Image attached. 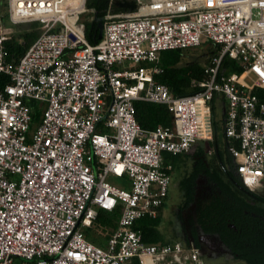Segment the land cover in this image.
I'll list each match as a JSON object with an SVG mask.
<instances>
[{"label":"built area","instance_id":"1","mask_svg":"<svg viewBox=\"0 0 264 264\" xmlns=\"http://www.w3.org/2000/svg\"><path fill=\"white\" fill-rule=\"evenodd\" d=\"M3 3L11 25L38 22L39 35L8 60L14 35L0 24V73L10 79L0 89V264H202L193 246L144 243L135 223L157 218L167 199L164 154L211 142L212 102L222 100L224 136L238 144L228 152L240 184L264 185V102L254 93L264 91V0H109L95 44L86 0ZM203 44L218 52L195 93L155 83L162 52ZM226 59L242 72L228 73ZM28 101L41 110L31 132ZM136 101L164 105L171 125L143 130ZM117 208L105 246L94 245L85 231Z\"/></svg>","mask_w":264,"mask_h":264},{"label":"flooded vegetation","instance_id":"2","mask_svg":"<svg viewBox=\"0 0 264 264\" xmlns=\"http://www.w3.org/2000/svg\"><path fill=\"white\" fill-rule=\"evenodd\" d=\"M200 148L206 149V143ZM213 152L227 162L228 155L221 146ZM207 161L205 152L201 155L195 150L185 155L180 167H170L169 192L176 185L181 198L173 208L175 222L168 225V239L197 248L202 264H264V185L261 190L250 193L231 177L236 184L230 180L227 190L210 179L215 175L216 165L211 177L206 175L211 164ZM193 173L197 175L190 195L183 184ZM173 174L177 175V181Z\"/></svg>","mask_w":264,"mask_h":264},{"label":"trees","instance_id":"3","mask_svg":"<svg viewBox=\"0 0 264 264\" xmlns=\"http://www.w3.org/2000/svg\"><path fill=\"white\" fill-rule=\"evenodd\" d=\"M108 2L109 0H86V8L88 9V12H91V18H89L88 21H86L85 23V38L90 44H95L98 41L97 25L99 22L102 23V16L104 15ZM0 8L1 10L4 8L3 0L1 1ZM3 18L8 19L7 13L4 12ZM38 35L39 31H30L13 36V39L6 44L8 52L7 59L17 61L19 57H21L24 52L28 49V47L33 44ZM203 45H205L204 50H202V52L197 55L189 51V49L162 52L160 54V60L157 64L160 68V73L158 75H155V83L166 85L173 96H184L195 93L196 88L194 84L206 80L207 76L204 72V68L206 65L209 64L211 57L213 55H216L218 52V49L215 48V46H212L211 44H208L207 46L206 44ZM194 49L196 48H192L190 50ZM223 65L228 73L240 74L242 72V69L240 67H238L234 62L228 59L224 61ZM9 83V77L5 74L0 73V89ZM254 93L258 96L261 101L264 102V91L260 89H255ZM27 103L31 109V132L34 130L40 120L41 110L39 109V106L36 102L28 101ZM211 105L212 112L215 118L216 106L213 104V102L211 103ZM134 107L136 122L143 130H153L159 125L170 126L172 123V116L164 105L136 101L134 103ZM208 144H210V142ZM234 145L238 147L236 143ZM198 148V154L202 155L204 152L206 153V149H202L200 148V146H198ZM178 156L179 155H164L163 164H173V162L176 160V158H178ZM217 161L218 160L214 158L213 162H211L210 164V167L206 169V175L210 178V173L214 169L213 167L216 165V169L214 171L215 175L210 179L221 183L223 187L229 190V185H231L229 178H234V163L229 157L227 162L228 175H225L222 170H220L218 164L216 163ZM196 175L197 174L193 173L188 179L184 181L183 185L187 189V194L190 193V195H192ZM223 182H226L228 185L225 184L224 186ZM237 194L238 196L241 195L238 192ZM237 194L235 195L237 196ZM162 207L160 208V211ZM251 209L259 211L255 208ZM119 215V208H117L113 212H105L100 210L98 212V217L96 219L93 230H97V228H100L101 231L104 233L103 237H106L111 231L116 228ZM160 223V213L159 216L155 219L142 218L135 223V228L141 230L142 232V240L144 243L160 245L170 244V241L165 239V237L158 230Z\"/></svg>","mask_w":264,"mask_h":264},{"label":"crops","instance_id":"4","mask_svg":"<svg viewBox=\"0 0 264 264\" xmlns=\"http://www.w3.org/2000/svg\"><path fill=\"white\" fill-rule=\"evenodd\" d=\"M214 104V103H213ZM218 108V109H217ZM218 110L220 111V116L218 118V120L216 119V116H217V112ZM214 133H213V137H212V140L210 142V144H208L209 142H206V161L208 160L210 163L213 162L214 158H216L218 161L216 162L220 168V170H222V172L225 174V175H228L227 174V171H228V165H227V162H224L222 160V157L220 158V156H217L216 153H214L213 151L218 148V147H222L223 150L227 153L228 155V159L229 157L231 158L229 152H228V146L229 145H233L235 146L234 144L237 142H234V141H230L229 139H227L225 136H224V130H223V105H222V100L221 102L219 103L218 107H216V115H215V118H214ZM217 126H220L223 130V136H221L220 138L217 137ZM201 145H204L203 143H200L198 145H195L188 153L186 154H181L178 156V158H176V160L173 162V164H167L169 165L170 167L172 166H175V168H178L180 167V163L184 160V157L185 155H188L190 152H193L195 150L198 151V146H201ZM238 145V144H237ZM236 147V146H235ZM197 148V149H196ZM195 149V150H193ZM213 152V153H211ZM164 155H167V154H164ZM232 159V158H231ZM207 161V162H208ZM233 161V160H232ZM224 163V164H223ZM233 174H234V179L237 178L235 173H234V170H233ZM170 177H171V181H172V174H171V171H170ZM230 180V178H229ZM237 181H239V179L237 178L236 179ZM240 182V181H239ZM169 193L168 192V197H169ZM168 197L161 209V211L159 210V213H160V217H161V223L159 224V227H158V230L159 232L165 237V239L169 240L168 237H169V234L168 233V230H169V226H171V223L169 224V221H170V216H171V213L170 215L167 217L166 216V213H165V206L168 202ZM159 216V215H158ZM169 225V226H168ZM96 230H86L85 231V235H86V238L89 239L90 242H92L91 240L95 241V242H99L101 245H97V246H100V247H103L105 246L106 244V240H107V237H103V235L95 232ZM170 241V240H169ZM174 242H177V241H170V244L171 243H174ZM94 244V243H93Z\"/></svg>","mask_w":264,"mask_h":264},{"label":"rangeland","instance_id":"5","mask_svg":"<svg viewBox=\"0 0 264 264\" xmlns=\"http://www.w3.org/2000/svg\"><path fill=\"white\" fill-rule=\"evenodd\" d=\"M4 12L7 13L6 5L5 4H4V8L2 10L0 8V17H1L0 18V24H2L4 28H7V29L11 30V32L13 33L14 36L15 35H18V34H21V33L23 34L25 32H30V31H35L36 32V31H38V29H39V23L38 22L31 23L28 29H25V28H23L21 26H17V25H11L9 23V20L8 19H4L3 18ZM89 18H91V12H88L85 15V20L86 21H88ZM204 48H205V45H202L201 47L196 48L194 50H190L189 49V51H191V52H193V53H195L197 55L200 52H202V50H204ZM219 116H220V111L218 110L217 116H216V119L217 120H218ZM221 136H223V130H222V128L220 126H217V137L220 138ZM167 155H169V154H167ZM173 177H174L173 178L174 181L175 180L176 181L178 180L177 175H174L173 174ZM106 181L110 185H113V186H115L118 189L126 190L128 188V186H129V183H128L127 178H113V177H108ZM262 188H263V186H260L258 188V190H261ZM180 198H181L180 190H179L178 186L175 185L173 187V189L171 190V192H170V195H169V198H168V202H167V204L165 206V213H166V216L167 217L170 215V213L173 210V208L177 205V203L180 200ZM170 220L172 221V223H171V226H172L173 222H175V210H173ZM97 229L98 230H96V231L99 234H101V232H102L101 229L100 228H97ZM91 241H92V243H94V245H101L99 242H95L93 240H91Z\"/></svg>","mask_w":264,"mask_h":264},{"label":"water","instance_id":"6","mask_svg":"<svg viewBox=\"0 0 264 264\" xmlns=\"http://www.w3.org/2000/svg\"><path fill=\"white\" fill-rule=\"evenodd\" d=\"M115 5H116L117 7L120 6V7L127 8V9H129V10H132L133 7H134V4H133L132 2H126V3H124V4H119L118 2H116ZM21 27L27 29V28H28V25H27V24H23ZM97 29H98L97 39H100V37H101V33H102V23H101V22L98 23V25H97ZM213 133H214V128H213ZM230 180L233 182V184H236V182H235L233 179L230 178ZM239 187L242 188V190H244L243 187H241L240 185H239Z\"/></svg>","mask_w":264,"mask_h":264}]
</instances>
